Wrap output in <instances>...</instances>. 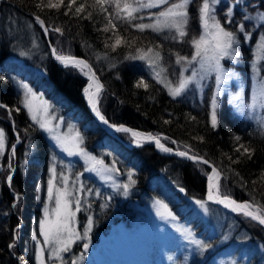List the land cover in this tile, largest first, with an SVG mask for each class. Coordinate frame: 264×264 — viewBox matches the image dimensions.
Segmentation results:
<instances>
[{"label":"trees","instance_id":"16d2710c","mask_svg":"<svg viewBox=\"0 0 264 264\" xmlns=\"http://www.w3.org/2000/svg\"><path fill=\"white\" fill-rule=\"evenodd\" d=\"M229 1L221 0L214 8L222 24ZM36 2L0 1V76L5 77L0 80V105H3L0 107V128L6 134L5 152L0 155V264H20L21 257L25 259V264H37L36 242L32 236L39 232V220L43 217L45 206L48 205L50 209L55 207V189L53 199H47L48 180L53 178L50 172L52 167L56 171L55 188L64 187L62 176L68 178L67 187L73 193V209L78 192V174H81L83 186L79 194L81 205L77 218L84 223L83 220L92 216L91 235L95 240L97 233L108 227L110 217L117 222L121 218L130 219L137 215L139 211L134 202L144 197L164 201L181 221L204 237V241L211 244L217 238L216 234L208 233L202 219L187 207L185 200L186 196L204 197L210 168L202 163L161 155L152 143L132 146L127 133L105 132L85 103L83 91L88 81L86 72L78 67L59 66L52 60L42 29L31 14L39 15L45 22L50 42L58 53L80 56L90 63L104 85L99 94L98 108L109 123H123L140 131L151 132L170 148L206 158L221 172V193L236 200L248 201L259 213H264V207L258 208L264 206V132L234 111L226 93L220 97L218 126L213 129L209 107L212 82L207 83L203 90L190 86L180 97L173 98L163 83L153 79L147 61L125 59L126 56L135 55L137 47L147 49L160 45L159 49H155L161 53L160 64L165 67L168 80L176 82L181 65L175 63L173 53L191 55L193 49L188 41L200 34L198 8L201 0H191L188 35L183 40L172 39L174 31L156 33L146 29L139 32L121 20H114L117 25L114 30L109 26V31L104 32L102 29L107 25V13H101L98 7H88L79 16L74 12L75 6L80 3L91 5L93 0H76L69 15H64L67 10L64 6L58 11L41 10L35 6ZM162 8L142 9L138 15L143 20L135 22L152 23L150 14ZM242 10L234 7L232 17L228 18L232 23L224 25L237 33L241 63L233 66L225 64L241 75L243 94L247 100L251 79L246 51L255 45L262 24L256 23L255 19L245 21L243 15L255 17V14L264 12V0H244ZM88 12L92 16L86 19L84 17ZM240 24L245 26L246 32L251 33L245 43V33L237 29ZM54 27L61 28L62 34L52 31ZM116 34L126 38L132 46L122 44L113 51L111 44ZM106 43L109 47H105ZM22 51L27 55L21 56ZM189 71L190 67L185 72ZM141 78L149 85L147 90L136 87ZM16 79L28 82L34 90L41 92L59 109L58 116L63 114L73 118L82 137V147L104 163L114 164L121 183L128 181V172L132 171V179L136 183L127 197L122 198L120 191L103 186L95 176L84 171L82 162L75 160L71 164L56 149L30 118ZM237 136L240 137L239 141L235 139ZM241 144L252 150L251 157L247 153L242 154V149L237 151ZM9 175L12 176L10 185L6 179ZM181 187L185 189L186 196L181 194ZM89 189L92 191L89 192ZM105 203L109 206L101 208ZM227 213L245 230L252 243L264 244V228L242 214L231 210ZM37 238L43 240L39 235ZM220 250L218 247L214 254ZM50 253V248L44 249L46 264H70L76 249L71 247L69 252L63 253V261L48 259ZM212 257L213 253H208L204 264H211ZM263 259L264 255H259L255 245H251L250 264H261Z\"/></svg>","mask_w":264,"mask_h":264},{"label":"snow or ice","instance_id":"6c2138e0","mask_svg":"<svg viewBox=\"0 0 264 264\" xmlns=\"http://www.w3.org/2000/svg\"><path fill=\"white\" fill-rule=\"evenodd\" d=\"M219 2L220 0H201L200 6L198 8L200 34L198 37H193L190 41H188L193 49L191 55L184 56L179 53H173V55H175V63L177 65H181L178 72V80L176 82L168 80L165 74L166 69L160 64V61L162 60L161 53L160 51L155 50L159 49L160 45H155V47L149 46L147 49L137 47L135 48V55H129L125 57V59L147 61L152 72L153 79H155L157 83H163L168 89V94L173 98L180 97L187 90H189L190 86H194L197 90H203V88L206 86L208 77L214 75V88L211 97H209L211 127L213 129L217 128L218 126L217 110L221 103V95L227 91V84L229 81L239 78L237 73L225 68L222 61H236L241 55V52L237 48V45L240 43V41L237 39L236 31H231L224 26L226 24L232 23V20L228 18L232 17L233 15V7L231 5L227 6L225 11L226 19L224 24H222L221 21L217 19V16L214 12V8ZM190 3L191 0H177V2H170V0H93L91 5L80 3L78 6H75L74 12L77 16H79L81 13H84L88 7H98L101 13H107V25L102 29L104 32L109 31V26H111V28L114 30L117 27L114 20H121L126 22L130 28H134L139 32H144L146 29H150L156 33L163 32L165 30L169 32L174 31L175 35L172 37V39L183 40L188 35V8ZM233 3L238 4L239 0H233ZM74 5H76V0H67L66 5L65 0H47V3H45V0H37L35 4V6L41 10L47 8L58 11L62 6H64L67 9L64 12V15H69ZM161 6H163V8L160 11L150 14L149 18L152 19V23L135 22L138 20H143V17L138 15L142 9L161 8ZM91 16L92 13L88 12V15L84 18H91ZM253 19L264 21V13H259L257 17H252L247 14L243 15V20L245 21H251ZM35 21L41 26V28L44 29L45 35H47L49 29L45 27V22L40 18L39 15L35 16ZM237 29L238 31L245 33L244 39L247 41L251 33L246 32L245 26L243 24L237 25ZM52 31L62 34V29L59 27L52 28ZM122 44H126L128 47L132 46V43L128 42L126 38L116 34L115 40L111 44V48L113 51H115L116 48ZM105 47H109V45L106 43ZM260 47L264 49V38H262L260 41ZM20 55L24 56L27 55V53L22 51ZM52 56L65 67L72 66L81 68V70L89 69V71H91L90 65L85 60L63 55L58 53L55 48L52 49ZM189 67L191 74L185 75V71L188 70ZM262 71H264V69L256 68L255 75L259 77V79L255 83L257 91L253 96L252 103L247 105L236 104L235 101L241 99L239 93H236L229 99L228 102L234 105L236 112L251 117L255 109L264 108V75L261 74ZM3 79H5V77L0 76V80ZM89 80L92 83L89 84V87L84 89V92L88 97L89 104L95 115L104 124L108 125L110 128H114L116 132H131L132 142L138 147L141 146L140 139L144 137L145 134L132 131L123 125L117 126L109 124V121L101 114L100 109L97 106V101L93 98L99 95V93L102 91L103 85H101L98 80H95V73H92V75L89 76ZM93 83L95 84V91L90 93ZM136 87H143L147 90L149 85L143 78H141L137 82ZM23 88L25 89V98L23 100L24 107L28 109L30 114H32L33 106L29 102L28 97L33 94L27 85H23ZM0 107H3V105H0ZM244 108L248 110L246 113L243 111ZM32 119L44 131L50 133L55 132L54 127H49V121L47 119H37L36 115H32ZM193 119L195 118L193 117ZM165 122L167 123V121ZM56 127H59V125ZM260 127L261 129H264V118H262L260 121ZM52 138L57 142L58 146H60L69 155L82 154L89 161H95V164L103 166V161L95 160L94 157L86 153L85 150L80 147V144L82 143V137L78 131L75 132L74 135L69 134L61 136L56 134L53 135ZM147 139L154 141L156 146L165 152L172 151V149L161 144L158 137H153L151 134H147ZM198 139L203 140L202 137H199ZM235 139L236 141H239L240 137L237 136ZM173 143H175V141H173ZM185 147H187V145H185ZM5 148L6 134L3 129H0V155L4 154ZM12 148L14 150L15 145H13ZM73 148L76 150L75 152L72 150ZM241 149L243 150L242 154L247 153L249 157H251L252 150L249 147L241 144L237 148V151L240 152ZM12 154L14 155V151ZM176 155L186 157L187 159L193 161H198L208 165L211 168V172L207 174L208 201L222 204L225 208H229L233 212L251 218V220L257 221L260 225H264V213L258 214L257 211L249 210L253 207L252 203L248 201L237 202L229 195L220 192L221 172L215 166H212V164L207 159L198 155H189L188 151H177ZM232 162L235 163L236 161ZM9 167H12L11 163L9 164ZM86 170L91 171L94 169ZM105 170L114 171V169ZM50 172L53 174V178L48 180L47 199L49 201L53 199L55 169L50 168ZM132 176V171H129L128 181L122 185L114 184L113 188H122L123 191L121 194L127 196L129 190L136 183V181L132 179ZM6 179L10 185L12 176L9 175ZM62 179L64 187L55 188V208L50 209L47 207V205L45 206L43 217L39 220V232L38 234L34 233L32 236L33 241L36 242L35 250L37 264H46L44 258L45 248L51 249L48 259L51 260L54 258L55 260L63 261V253L69 252L72 245L77 241H84V252H82L78 257H73V259L70 261V264H80V261L84 259V254L89 248V233L93 227V218L92 216L88 217L87 224L85 225L82 234L74 228L73 225L75 223V216L76 213L80 211L81 200L78 198L75 199V208L73 210V193L69 191L67 187L68 178L66 176H62ZM88 191L91 192L92 190L89 189ZM180 191L184 192L185 189L181 187ZM97 195H100V193H97ZM155 204L159 205L161 208H164L166 217L175 219L172 212L168 211L167 206L162 204L160 200H156ZM195 204L205 213H208L209 209L206 207L204 201L196 199ZM108 206L109 205L105 203L101 205V208H106ZM259 207L264 206H258V208ZM183 232L185 233V240H187L190 245H194L195 250L202 253L205 249L212 247L210 243L195 238L190 230L184 229ZM38 235L43 237L42 241L38 240ZM225 239H227V236H225ZM9 247H12V245H9ZM169 259H171V257H169ZM20 264H25V259L23 257L20 258Z\"/></svg>","mask_w":264,"mask_h":264},{"label":"rangeland","instance_id":"374dc122","mask_svg":"<svg viewBox=\"0 0 264 264\" xmlns=\"http://www.w3.org/2000/svg\"><path fill=\"white\" fill-rule=\"evenodd\" d=\"M229 5H231L233 9L234 7L238 6L239 9L243 11L242 9L244 0H239L238 4H234L233 0H230ZM258 14H255V17H257ZM254 21L256 23L259 22L262 24V30L258 35L257 41L254 43L255 45H253L251 50L246 51V55H249L246 59V62L250 67L249 70L251 79L250 93L247 100L243 94L244 84L241 75L236 69H233L225 64H232V66L236 65L239 63V59L241 60V58H237L236 61H222L225 68L229 69L230 71H234L239 77L238 79L229 81L227 84V91L224 92L227 95L228 101L236 93H239L241 99L236 100V104L247 105L253 102V96L257 91L255 83L259 79V77L255 75L256 68L264 69V49L260 47V41L262 38H264V21L259 19H255ZM243 42H246L244 38ZM246 44H248V42ZM246 44L245 47H247ZM83 70L87 73L85 69ZM190 74V71L188 73L185 72V75ZM261 74L264 75V71H262ZM209 82H212L214 88V75L208 77L207 83ZM16 83L22 92L23 100L25 98V89L23 88V85H27L28 88L31 89L33 95L29 96L28 99L33 106V113L30 114L26 108L30 118L32 119V115H36L37 119H47L49 121V127L55 128V132L50 133L41 129L37 124L38 127L44 132L47 139L56 147V149L65 155L71 164L75 160L82 162L84 164V171L86 173L95 176L103 186L108 187L113 191H120L121 194L123 191L122 188H113L114 184H124L121 183L118 170L114 164L109 165L103 162V166H101L95 164V161H89L82 154L69 155L60 146H58L57 142L52 138L53 135L56 134L61 136L69 134L74 135V133L78 131L75 125V120L63 114L58 116L57 112L59 109L55 108L41 92L34 90L28 82L21 79H16ZM83 95L85 97L84 91ZM97 98H99V95ZM230 105L235 111L234 105ZM243 111L246 113L248 110L244 108ZM236 113L245 120H249L257 128L261 129L260 121L262 118H264V108L255 109L251 117L238 112ZM57 125H59V127H56ZM261 130L264 132V129ZM128 137L130 139L129 144L132 146L136 145L132 142V138L129 135ZM162 144L165 147L170 148L164 143ZM80 147H82L81 144ZM83 149L86 153L94 157L95 160H100L85 148ZM72 150L74 152L76 151L74 148ZM86 169L94 170L89 171ZM105 169H114V171H106ZM78 178L77 198L80 199L79 194L81 187L83 186L81 174H78ZM181 194L185 195V191ZM127 196L122 195V198ZM196 199H200L205 202L206 207L209 209L208 213H205L195 204ZM156 200H160L162 204L167 206V204L159 198H141L134 202L135 208L139 211L137 215L131 217L130 219H127L126 217L123 219L121 218L117 222L114 221L113 217H110V220H108V227H106L102 232L97 233L98 235L96 234L97 240L92 237L90 232V240L88 241L89 248L84 254V259L80 261V264H204V260L208 253H213L211 264H250L249 254L251 245H255L259 255H264V244H255L251 242V240L247 237L245 230L240 228L236 220L227 213V211L230 210L229 208H223L211 204L206 201L204 197L197 198L194 196H186L185 200L187 201V207L194 210V212H196L197 215L202 219L209 234L217 235L216 240L211 243V248L205 249L202 253L195 250V246L190 245L187 240H185V233L183 230H190L195 238L201 239L203 241L204 237L197 234L189 224L181 221L169 209L168 206L167 210L172 212L175 219L166 217L164 208H161L159 205L155 204ZM87 220L88 218L83 220L84 223H80L76 213L75 223L73 225L74 228L82 234L84 227L87 224ZM225 236H227V239H225ZM83 243L84 241H77L72 245V247L76 249L75 257H78L82 252H84ZM218 247L221 249L220 252L214 254V250H216ZM169 257H171V259H169ZM261 264H264V259L262 260Z\"/></svg>","mask_w":264,"mask_h":264},{"label":"water","instance_id":"95a60500","mask_svg":"<svg viewBox=\"0 0 264 264\" xmlns=\"http://www.w3.org/2000/svg\"><path fill=\"white\" fill-rule=\"evenodd\" d=\"M0 1H1V0H0ZM30 16H31L32 18L35 19V15H32V14H31ZM40 27H41V26H40ZM45 27H46V26H45ZM41 29H42V32H43V34H44V37H45V40H46V43H47V46H48V49H49V53H50V55H51L52 60H53L56 64H58L59 66H63V67H64L63 64H61L60 62H58V61L52 56V49H53V46H52V44H51V42H50L49 34L47 33V35H45L44 29H43V28H41ZM66 56H72V57H76V58H79V59H83V60H85V61L90 65V63H89L86 59H84L83 57L75 56V55H66ZM90 68H91V71H89V69H85V70L87 71V73H88V81H89V76H91L92 73H95V71L93 70V68H92L91 65H90ZM95 80H98L99 83H100L101 85H103V83L101 82V80L99 79V77H98V75H97L96 73H95ZM103 87H104V85H103ZM102 89H103V88H102ZM94 91H95V90H93V91H91V92H94ZM91 92H90V93H91ZM84 98H85V97H84ZM96 101H97V106H98V98H97V97H96ZM85 102H86V106H87V108H88L90 114L93 116V118L96 120V122L100 125V127H101L105 132H107V133H109V134H114V133H116V131L114 130V128H110L108 125L104 124L102 121L99 120V118H98V117L95 115V113L92 111L91 106H90V104H89V100L85 98ZM109 124H112V123H109ZM112 125H117V126H119V125H123V126L129 128V129H131L132 131H135V132H138V133L145 134V136L142 137V138L140 139V143L152 142V144H153V146H154L156 152H158V153L161 154V155H165V156H173V157L181 158V159H184V160L193 161V160L187 159L186 157H181V156L176 155V152H177V151H185V150H181V149H176V150H174V149H172V151H170V152H165V151H163L162 149L158 148V147L156 146V144H155L154 141H152V140H148V139H147V134H151V136L155 137V136L152 135V133H150V132L140 131V130H138V129H135V128H132V127H129V126L123 124V123L112 124ZM14 135H15L16 138L18 137V134H17L16 131H14ZM128 135L132 138L131 132H129ZM160 143H161V142H160ZM161 144H162V143H161ZM170 149H171V148H170ZM189 155H195V154L189 153ZM198 156H200V155H198ZM200 157H202V156H200ZM203 158H204V157H203ZM205 159H206V158H205ZM208 161H209V160H208ZM193 162H198V161H193ZM209 162H210V161H209ZM198 163H200V162H198ZM210 163H211V162H210ZM202 164H203V163H202ZM211 164H212V166H215L213 163H211ZM204 165H205V164H204ZM206 166H208V165H206ZM208 167H209V166H208ZM215 167H216V166H215ZM209 168H210V167H209ZM210 172H211V168H210V170H209V173H210ZM207 191H208V180H207V178H206V189H205V195H204V198H205L206 201H208V200H207ZM182 193H183V192H182ZM230 197H231V196H230ZM231 198L234 199V200H236V199L233 198V197H231ZM236 201H237V202H244V201H240V200H236ZM208 202L211 203V204L217 205V206H219V207H223V208H225L222 204H218V203L211 202V201H208ZM249 210H251V211H257V210L255 209L254 206H253L251 209H249ZM257 212H258V211H257ZM233 213H236V212H233ZM258 214H259V212H258ZM247 218H248V217H247ZM248 219L251 220V218H248ZM252 221H253V220H252ZM253 222L259 224L257 221H253ZM259 225H260V224H259ZM260 226L264 228V225H260Z\"/></svg>","mask_w":264,"mask_h":264},{"label":"bare ground","instance_id":"6f19581e","mask_svg":"<svg viewBox=\"0 0 264 264\" xmlns=\"http://www.w3.org/2000/svg\"><path fill=\"white\" fill-rule=\"evenodd\" d=\"M9 2V1H8ZM81 69V68H80ZM81 72V71H80ZM85 74V73H84ZM88 76V75H87ZM92 83L90 80L88 81L87 85L85 88L89 87V84ZM95 90V84H92V88L90 89V92ZM86 99H88V97L85 95ZM94 100H96V97L93 98ZM263 228V227H262Z\"/></svg>","mask_w":264,"mask_h":264}]
</instances>
